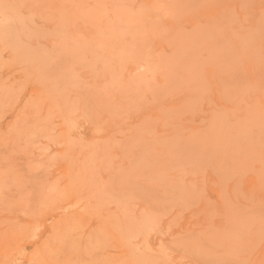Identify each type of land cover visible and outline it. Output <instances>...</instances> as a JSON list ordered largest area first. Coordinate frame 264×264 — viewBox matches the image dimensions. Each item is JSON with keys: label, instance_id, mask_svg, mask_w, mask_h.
Returning <instances> with one entry per match:
<instances>
[{"label": "rangeland", "instance_id": "obj_1", "mask_svg": "<svg viewBox=\"0 0 264 264\" xmlns=\"http://www.w3.org/2000/svg\"><path fill=\"white\" fill-rule=\"evenodd\" d=\"M0 264H264V0H0Z\"/></svg>", "mask_w": 264, "mask_h": 264}]
</instances>
